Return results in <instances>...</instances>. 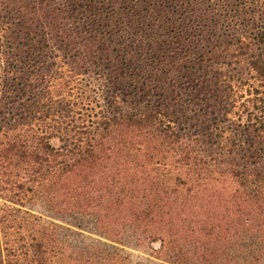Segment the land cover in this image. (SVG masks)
<instances>
[{"label": "trees", "instance_id": "1", "mask_svg": "<svg viewBox=\"0 0 264 264\" xmlns=\"http://www.w3.org/2000/svg\"><path fill=\"white\" fill-rule=\"evenodd\" d=\"M263 8L0 0V264H128L32 205L127 219L159 264H264Z\"/></svg>", "mask_w": 264, "mask_h": 264}, {"label": "rangeland", "instance_id": "2", "mask_svg": "<svg viewBox=\"0 0 264 264\" xmlns=\"http://www.w3.org/2000/svg\"><path fill=\"white\" fill-rule=\"evenodd\" d=\"M260 12L264 25V8ZM79 51H81V48ZM87 71L79 73V85L86 81L87 76L95 75ZM80 91L82 94L83 90ZM81 94L76 98V100L78 99L76 109L89 113L90 111L83 109V105L90 104L86 103L87 99ZM27 207L38 213L43 222L53 221L57 223L59 238L62 241L79 244L84 240H92L110 250L124 254L128 258V264H159L161 262V247L158 239L127 219H122L121 222L120 242L113 243L105 239L103 234L96 230L95 221L91 214L48 212L40 205Z\"/></svg>", "mask_w": 264, "mask_h": 264}]
</instances>
